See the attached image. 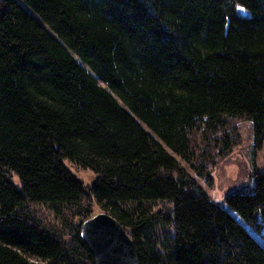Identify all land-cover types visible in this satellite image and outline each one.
<instances>
[{"label": "trees", "instance_id": "trees-1", "mask_svg": "<svg viewBox=\"0 0 264 264\" xmlns=\"http://www.w3.org/2000/svg\"><path fill=\"white\" fill-rule=\"evenodd\" d=\"M237 122L252 185L219 205L173 154L209 184ZM263 148L264 0H0V264H95L83 203L140 264H264Z\"/></svg>", "mask_w": 264, "mask_h": 264}, {"label": "rangeland", "instance_id": "rangeland-1", "mask_svg": "<svg viewBox=\"0 0 264 264\" xmlns=\"http://www.w3.org/2000/svg\"><path fill=\"white\" fill-rule=\"evenodd\" d=\"M73 57L76 58V55L73 54ZM101 85L103 84L100 82ZM235 128L240 132L238 138L239 142L234 146L231 153L220 161L218 165L214 166L211 170L212 182L208 184L205 179L197 177L191 167H189L184 161L181 160L178 156L173 154L180 164L185 167V170L195 179L198 185L204 190L206 195L216 204L223 205L226 196L237 190L243 189L244 191H249L252 185V176H253V128L251 130V123L249 122H237L234 125ZM170 151V150H169ZM171 152V151H170ZM64 165L70 170L76 178H78L86 188L94 183L96 175L88 170H83L75 165L64 161ZM256 169L264 170V148L259 151L256 158ZM16 179V178H15ZM159 207L156 209L158 210ZM164 206L160 205V211H164ZM76 211V210H75ZM80 212L84 215L86 211H89V216L92 217L97 213L103 212L96 203H93L91 206H87L85 203L82 204V207L79 209ZM41 212L51 215V212L47 208H43ZM72 213V212H70ZM74 217L73 215L69 216L74 224L78 225L83 223L81 217ZM48 218V217H47ZM247 229L249 227L246 226ZM264 232V229H262ZM158 234L157 239H160L161 245L166 243L165 238L162 234L165 232L160 229L156 231ZM254 237L259 240V242L264 246V241L254 234Z\"/></svg>", "mask_w": 264, "mask_h": 264}, {"label": "water", "instance_id": "water-1", "mask_svg": "<svg viewBox=\"0 0 264 264\" xmlns=\"http://www.w3.org/2000/svg\"><path fill=\"white\" fill-rule=\"evenodd\" d=\"M80 235L95 264H140L134 240L126 228L106 212L85 220Z\"/></svg>", "mask_w": 264, "mask_h": 264}]
</instances>
